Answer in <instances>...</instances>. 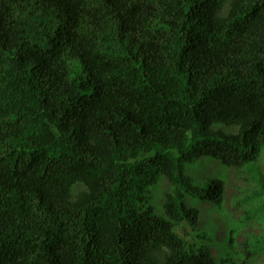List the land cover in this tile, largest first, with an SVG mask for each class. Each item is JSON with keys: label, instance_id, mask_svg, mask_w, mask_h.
<instances>
[{"label": "trees", "instance_id": "obj_1", "mask_svg": "<svg viewBox=\"0 0 264 264\" xmlns=\"http://www.w3.org/2000/svg\"><path fill=\"white\" fill-rule=\"evenodd\" d=\"M262 143L264 0H0V264H235L185 238L224 184L184 171L261 197Z\"/></svg>", "mask_w": 264, "mask_h": 264}, {"label": "rangeland", "instance_id": "obj_2", "mask_svg": "<svg viewBox=\"0 0 264 264\" xmlns=\"http://www.w3.org/2000/svg\"><path fill=\"white\" fill-rule=\"evenodd\" d=\"M256 167L264 180L263 143ZM184 173L196 184L215 179L222 180L224 184L220 206L186 199L189 207L197 208L200 215L194 228L184 226L185 238L191 243L197 242V245L208 244L215 260L229 257L235 264H264V192L261 197L254 194L260 190L261 182L247 170L233 171L211 158H202L193 165H187ZM169 189L164 178H159L150 188V204L158 216L163 213V194ZM177 231L181 235L184 233L179 228ZM201 233H206L210 240L198 238ZM232 236V244H229ZM249 251L251 254H248Z\"/></svg>", "mask_w": 264, "mask_h": 264}]
</instances>
